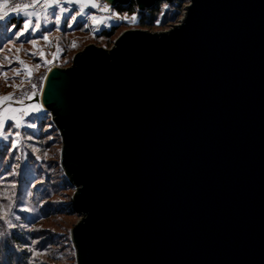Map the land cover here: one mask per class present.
I'll return each mask as SVG.
<instances>
[{
    "label": "water",
    "instance_id": "1",
    "mask_svg": "<svg viewBox=\"0 0 264 264\" xmlns=\"http://www.w3.org/2000/svg\"><path fill=\"white\" fill-rule=\"evenodd\" d=\"M190 1L47 74L78 264H264V0Z\"/></svg>",
    "mask_w": 264,
    "mask_h": 264
},
{
    "label": "rangeland",
    "instance_id": "2",
    "mask_svg": "<svg viewBox=\"0 0 264 264\" xmlns=\"http://www.w3.org/2000/svg\"><path fill=\"white\" fill-rule=\"evenodd\" d=\"M8 3L10 7H14L16 4H31L32 0H8ZM190 3V0L183 1L178 9L179 16L176 21L165 25L161 22L160 26L156 25L152 28L140 27L139 11L136 13L137 22L130 23L123 17L127 15L130 20L133 14H121L114 7L106 11H101L99 8L96 11L86 9V13L104 18L100 25H94L89 16L84 15L77 17L72 27L68 28L65 17H70L72 12L62 14L60 30H57L53 12L58 9L45 11L43 0H40L34 9H28L39 13L41 30L35 34L29 32L17 39L16 29L9 31L11 19L15 18L22 22L26 19L22 14L0 21V97L13 98L0 104V111L8 107L22 108L38 104L44 85L41 78L46 77L53 67L72 66L75 54L83 51L86 46L94 44L111 49L118 36L127 30L141 29L153 33L168 31L172 26L181 23ZM71 7L76 9L78 6L73 4ZM32 19L35 22L36 17ZM114 26H120V30L110 42L98 38L101 31L110 30ZM45 33L49 35L48 41L41 38ZM32 39H36L35 46L29 42ZM41 51L46 54L49 61H53L54 56L57 58L46 65L39 58ZM19 61L32 68L31 79L22 70L23 65ZM38 61L39 67L36 66ZM5 71L6 75L3 74ZM33 84L37 85L36 89L32 88ZM33 93H35L34 99L31 98ZM20 101L23 103H19ZM48 113L41 110L24 118L34 123L36 127L22 129L21 137L17 138L20 143L15 152L8 151L9 142L0 140V151L4 150L5 156L4 166L0 168V231L4 232L3 236L6 235L4 239L17 234L25 239L20 245L13 243L17 247L14 253L21 255L22 262L25 259L29 264H78L71 231L81 217L71 204L75 188L69 184L60 163L62 137L53 122L52 115ZM8 131L15 129H5V133ZM28 135L33 139L29 140ZM49 136L51 139L48 138ZM13 138L15 137H10V140ZM14 165L18 167H13ZM20 204L30 211H19ZM13 211L20 217L18 221L10 215ZM9 219L16 224V227L11 229L7 227Z\"/></svg>",
    "mask_w": 264,
    "mask_h": 264
},
{
    "label": "snow or ice",
    "instance_id": "3",
    "mask_svg": "<svg viewBox=\"0 0 264 264\" xmlns=\"http://www.w3.org/2000/svg\"><path fill=\"white\" fill-rule=\"evenodd\" d=\"M40 0H32L31 4L25 3V4H16L14 7H10L8 0H0V21H4L6 18H11V16L16 15L20 16L21 14L23 17H26V19L23 20L22 25L17 29L16 24H12L11 28L9 31H12L13 29H16L15 31V36L17 39L23 37L26 33H37L38 31L41 30V23L39 19V13L36 11H29V8H35V5L38 4ZM44 4V10L47 11L48 9H58V11H54L53 15H55L56 18V24H57V30H60L59 25L61 23V15L72 12V15L70 17H65L67 27L71 28L72 23L77 20V17L88 15L89 18L91 19L92 23L94 25H100L103 23V17L98 18L94 14L86 13V9L91 8L93 10L98 9L99 5L97 3V0H43ZM77 5L78 7L76 9H73L71 5ZM68 5V6H66ZM168 5H165V8H167ZM108 10V4H105L103 9L101 11H106ZM164 13H161V16H163ZM36 17L35 22H33V17ZM123 19L127 22L130 23H135L137 22L138 16L137 14H133L130 17L125 15ZM161 21L157 20L156 25L160 26ZM43 40L48 41L49 40V35L48 34H43L41 37ZM102 38V37H101ZM32 43L34 46L36 45V39H32L29 41ZM73 47H75V44H73ZM39 58L40 60L43 61L44 64H51L57 57H53V61H49L46 58V54L44 52L39 53ZM21 65H23V71L27 74L28 78L31 79L33 75V70L32 68H29L27 65H24L23 61H19ZM37 67L40 66L39 61L37 62ZM6 75V71L3 73ZM17 75H19V70H17ZM46 77H42L41 81L43 82L46 80ZM37 85L33 84L32 88L36 89ZM35 98V93H33V97ZM13 98L11 96H4L0 97V104H2L4 101H11ZM19 103H23L20 101ZM43 109V105L41 104H35V105H30L22 108H14V107H8L4 108L2 111H0V140H3L5 142H9V152H15L17 150V146L20 143V140L17 139L21 137L22 135V129L26 128H35L36 125L34 123H30L27 119H24L25 117L29 116L32 113L39 112ZM44 111H47V109H43ZM51 115V113H48ZM15 129V131H8L5 133V129ZM48 128H51V125H48ZM10 137H15L10 140ZM29 140L33 139L31 135H28L27 137ZM51 139V136L48 137ZM19 159V157H17ZM39 159V157H37ZM13 167H18V165H14ZM19 211H30L26 206L23 204H20L19 206ZM11 216L15 217V220H19L20 217L18 215H15V212L13 211ZM7 227L9 229L16 227V224H14L11 219L7 221ZM26 247H29L26 245ZM29 250H31L29 248Z\"/></svg>",
    "mask_w": 264,
    "mask_h": 264
},
{
    "label": "trees",
    "instance_id": "4",
    "mask_svg": "<svg viewBox=\"0 0 264 264\" xmlns=\"http://www.w3.org/2000/svg\"><path fill=\"white\" fill-rule=\"evenodd\" d=\"M183 1L184 0H175L172 4H169L170 6L167 8H165L166 2L164 0L159 1L155 7L139 15L140 27L152 28L156 26L157 20H160L164 25L169 22L176 21L179 16L178 9L181 7ZM116 8L121 14L138 13L137 5L134 0L127 6H118ZM161 13H164V15L161 16ZM12 24H16L17 28H19L22 25V21L13 18L9 21V25L11 26ZM119 27L120 26H114L110 30L101 31V33L98 34V38L106 40L107 43L110 42V40H112L120 30ZM4 163L5 156L4 150H2L0 151V168H3ZM6 164L8 165L7 162ZM3 171L1 173H3ZM3 234L4 232L0 231V264H29V262H27L25 259H23L22 262L21 255L14 253V250H17L16 245H20V243H23L25 239H23V237L19 236L18 234L14 235L13 237L11 236L9 239H4V236L6 235L3 236Z\"/></svg>",
    "mask_w": 264,
    "mask_h": 264
},
{
    "label": "bare ground",
    "instance_id": "5",
    "mask_svg": "<svg viewBox=\"0 0 264 264\" xmlns=\"http://www.w3.org/2000/svg\"><path fill=\"white\" fill-rule=\"evenodd\" d=\"M53 68H55V67H53ZM53 68H51L50 70H52ZM49 70V71H50ZM48 74V73H47ZM46 78H47V75H46ZM45 81L46 80H44L43 81V84H45ZM43 91H44V85H43V87H42V92H41V95H40V98H39V100H38V104H41V105H43V109H45L46 107L44 106V103H43ZM42 109V110H43ZM44 111V110H43Z\"/></svg>",
    "mask_w": 264,
    "mask_h": 264
},
{
    "label": "built area",
    "instance_id": "6",
    "mask_svg": "<svg viewBox=\"0 0 264 264\" xmlns=\"http://www.w3.org/2000/svg\"><path fill=\"white\" fill-rule=\"evenodd\" d=\"M97 3L100 5V7H102V9H103V7H104L105 4H108V3H107L106 1H104V0H97ZM109 8H112L110 4H108V9H109ZM139 14H141L140 11H139Z\"/></svg>",
    "mask_w": 264,
    "mask_h": 264
},
{
    "label": "crops",
    "instance_id": "7",
    "mask_svg": "<svg viewBox=\"0 0 264 264\" xmlns=\"http://www.w3.org/2000/svg\"><path fill=\"white\" fill-rule=\"evenodd\" d=\"M74 5H75V4H74ZM98 5H99V4H98ZM75 6H77V5H75ZM98 8H99V10H101V9H102V7H100V5H99V7H98ZM90 10H93V9H91V8H90ZM94 11H96V10H94Z\"/></svg>",
    "mask_w": 264,
    "mask_h": 264
}]
</instances>
